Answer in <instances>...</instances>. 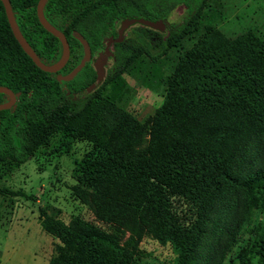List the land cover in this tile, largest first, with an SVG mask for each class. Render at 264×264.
Segmentation results:
<instances>
[{"label":"trees","instance_id":"16d2710c","mask_svg":"<svg viewBox=\"0 0 264 264\" xmlns=\"http://www.w3.org/2000/svg\"><path fill=\"white\" fill-rule=\"evenodd\" d=\"M8 1L38 59L56 62L61 44L39 24L37 0ZM202 2L46 0L43 16L63 33L69 48L65 64L54 73L37 68L23 52L0 2V86L16 95L12 106L0 110V164L25 162L56 133L65 151L74 138L88 141L100 153L74 160L73 194L87 205L98 196L101 211L106 206L131 210L143 228L172 243L175 264L193 258L200 222L194 228L181 225L170 197L200 206L199 215L219 203L223 211L243 196L264 205V39L225 38L201 22ZM179 5L180 19L166 22ZM125 18L166 24L162 32L138 23L126 28L121 41L111 44L103 80L86 91L95 76L91 59L102 52L97 47L117 36ZM73 32L86 40L90 60L71 79L57 80L82 57ZM187 34L195 37L193 47L179 49L176 44ZM172 48L175 63L163 78V100L146 121L101 94L137 57L159 59ZM6 100L0 93V103ZM40 226L59 240L48 264H141L111 233L78 217L64 223L41 210ZM217 228L227 232L230 224Z\"/></svg>","mask_w":264,"mask_h":264},{"label":"rangeland","instance_id":"374dc122","mask_svg":"<svg viewBox=\"0 0 264 264\" xmlns=\"http://www.w3.org/2000/svg\"><path fill=\"white\" fill-rule=\"evenodd\" d=\"M201 5V22L212 24L225 38L264 39V0H203ZM182 12L179 5L166 22L178 21ZM189 37L187 34L176 46L190 50L195 37ZM174 55L172 48L159 59L137 57L101 89V94L140 122L146 121L163 100V78L175 63ZM110 62L108 58L104 68ZM99 153L88 141L76 138L65 151L62 137L56 133L25 162L0 164V264H48L59 240L41 228V210L64 223L78 217L111 233L141 264H175L177 253L172 243L143 228L131 210L121 213L106 206L101 211L98 196H92L87 205L73 194L74 160ZM232 202L234 206L229 203L223 209L227 216L221 203L217 209L203 210L199 215L200 206L170 197V210L181 225L194 228L200 222L198 241L188 264H264V205L244 196ZM228 224L229 231H218V226Z\"/></svg>","mask_w":264,"mask_h":264},{"label":"water","instance_id":"95a60500","mask_svg":"<svg viewBox=\"0 0 264 264\" xmlns=\"http://www.w3.org/2000/svg\"><path fill=\"white\" fill-rule=\"evenodd\" d=\"M45 1L46 0H37L36 5H35L36 18L39 24L42 26V28L45 29L50 34H52L54 37H56L61 44V54H60L59 59L56 62L49 64V65L42 63L38 59L33 49L29 46V44L26 42L22 34L19 32L17 25L14 21L13 15H12L9 1L0 0L3 10H4L6 21L10 28V31L14 39L20 46V48L31 59V61L37 68H39L40 70L44 72L54 73V72H57L65 64L68 58L69 48H68V44H67L66 38L63 35V33H61L59 30L51 26L44 18L43 13H42V7ZM135 23L147 26L159 32H162L165 28L164 23L161 20H148L144 18H125L121 20L117 28V36L108 37L106 39V42H105L106 46L104 47L103 51L98 56L93 58L92 67L94 69L95 76L92 82H90L88 86L86 87V91H91L92 89H94L97 85L100 84V82L104 78V75H105L104 66H105V63L107 62V59L111 55V50L108 45L112 42L121 41L123 31L126 28H128L130 25H133ZM76 38L82 45V51H83L82 57L80 58L79 62L69 72H67L64 75L57 74L56 75L57 80L66 81V80L71 79L80 70V68H82L85 62H87L90 59V51H89L87 42L81 35H76ZM0 93H3L7 96V100L0 103V110L7 109L14 104L16 100V95L9 88H7L6 86H0Z\"/></svg>","mask_w":264,"mask_h":264},{"label":"flooded vegetation","instance_id":"af4514ba","mask_svg":"<svg viewBox=\"0 0 264 264\" xmlns=\"http://www.w3.org/2000/svg\"><path fill=\"white\" fill-rule=\"evenodd\" d=\"M125 31H126V30L123 31L122 36L125 34ZM73 35H74L75 38H76V35H79V34L73 32ZM107 38H108V37H107ZM107 38L103 39V42H104L103 45L98 46L97 49H102V51H103L104 47L106 46V43H105V42H106V39H107ZM76 39H77V38H76ZM85 41H86V40H85ZM78 42H79V41H78ZM79 43H80V42H79ZM112 43H113V42H112ZM112 43H110V44L108 45L109 48H110V50H111V44H112ZM80 44H81V43H80ZM87 45H88V44H87ZM81 46H82V45H81ZM88 47H89V46H88ZM89 51H90V49H89ZM98 55H99V54H98ZM98 55H96V56H98ZM96 56H94L93 58H95ZM93 58L91 59V65H92ZM89 60H90V59H89ZM105 64H106V63H105Z\"/></svg>","mask_w":264,"mask_h":264}]
</instances>
